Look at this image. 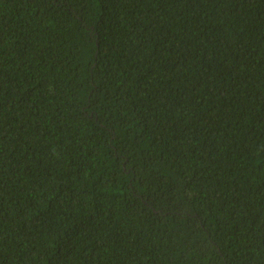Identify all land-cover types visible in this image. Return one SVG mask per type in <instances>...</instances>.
Listing matches in <instances>:
<instances>
[{
    "label": "trees",
    "instance_id": "16d2710c",
    "mask_svg": "<svg viewBox=\"0 0 264 264\" xmlns=\"http://www.w3.org/2000/svg\"><path fill=\"white\" fill-rule=\"evenodd\" d=\"M0 264H264V0H0Z\"/></svg>",
    "mask_w": 264,
    "mask_h": 264
}]
</instances>
